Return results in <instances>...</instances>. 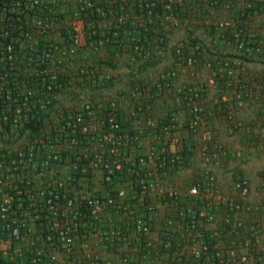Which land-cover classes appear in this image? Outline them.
Wrapping results in <instances>:
<instances>
[{
    "label": "built area",
    "instance_id": "2783aa9c",
    "mask_svg": "<svg viewBox=\"0 0 264 264\" xmlns=\"http://www.w3.org/2000/svg\"><path fill=\"white\" fill-rule=\"evenodd\" d=\"M254 62L264 0H0V264H150L155 225L161 264L247 262L237 246L261 232L243 217L264 204L242 174L236 197L219 190L208 166L227 154L223 139L206 130L199 143L205 186L182 189L176 175L211 88H223L213 104L229 132L241 126L236 110L264 83L243 76ZM170 90L187 123L178 105L122 125L124 107L148 113ZM150 135L160 145L145 150ZM214 200L227 208L219 226Z\"/></svg>",
    "mask_w": 264,
    "mask_h": 264
},
{
    "label": "crops",
    "instance_id": "0c3cea01",
    "mask_svg": "<svg viewBox=\"0 0 264 264\" xmlns=\"http://www.w3.org/2000/svg\"><path fill=\"white\" fill-rule=\"evenodd\" d=\"M254 64V63H253ZM255 67L247 68V71L243 74L246 79L258 78L259 76L264 77V63L256 62ZM189 69L185 67V71H181L179 81H182L186 77V73ZM248 76V77H247ZM258 92L259 98L251 106L245 107L240 110H236L237 119L242 123L235 132L230 133L228 127L231 125V121L225 118L223 112L215 107L213 104V98L222 92V87H213L207 94L203 104L201 113V125L198 130L187 132L185 143L193 150V156L188 161L187 166L181 169L176 176H178L177 184L182 188L186 189L191 186L197 178H201L202 186L206 185V174L203 163V158L199 152V143L204 138L206 130H213L218 137L223 139L226 143L228 151L224 155L219 164L208 166L216 174L218 179V188L223 194H231L236 197V191H234V184L239 174L248 177L252 188L249 195L250 201L253 203L264 204V83ZM175 102V95L172 90L163 93L162 98L158 101L157 106L150 112L138 113L127 106L124 107L125 116L122 115L121 121L124 127L140 128L150 118L167 119L174 113L173 107L178 106ZM180 106L179 119L183 123H187L190 118V112L187 107L182 104ZM143 148L147 150L151 143L153 145H160V139L156 138L155 135L147 137H141ZM204 201L207 202L205 198ZM215 207L216 226L220 225V219L227 213V208L221 205L218 201H213ZM166 215V214H165ZM164 217H161V221ZM252 217H256L258 221V228L260 229L261 235L258 242H251L246 247H238V250L242 253L249 254L250 258L247 262L241 264H264V205L263 208L255 213H245V226L249 229L253 224ZM117 218V216H116ZM158 221V222H159ZM118 223H112L117 225ZM158 225H155L152 232L148 235L149 238L156 242L150 248V254L141 255L143 261L149 262L150 264H161L167 256L166 252L160 249L161 236H159ZM230 240V239H229ZM159 245V247L157 246ZM110 255L111 252L109 253ZM178 264V263H177Z\"/></svg>",
    "mask_w": 264,
    "mask_h": 264
},
{
    "label": "trees",
    "instance_id": "16d2710c",
    "mask_svg": "<svg viewBox=\"0 0 264 264\" xmlns=\"http://www.w3.org/2000/svg\"><path fill=\"white\" fill-rule=\"evenodd\" d=\"M37 126V122H32L26 125V127L35 128Z\"/></svg>",
    "mask_w": 264,
    "mask_h": 264
},
{
    "label": "rangeland",
    "instance_id": "374dc122",
    "mask_svg": "<svg viewBox=\"0 0 264 264\" xmlns=\"http://www.w3.org/2000/svg\"><path fill=\"white\" fill-rule=\"evenodd\" d=\"M255 63H256V62H254V64H252V66H253V67H255V66H256V65H255Z\"/></svg>",
    "mask_w": 264,
    "mask_h": 264
}]
</instances>
